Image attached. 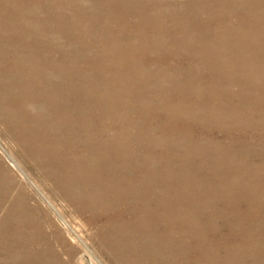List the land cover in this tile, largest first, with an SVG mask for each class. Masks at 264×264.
Listing matches in <instances>:
<instances>
[{"label": "bare ground", "instance_id": "6f19581e", "mask_svg": "<svg viewBox=\"0 0 264 264\" xmlns=\"http://www.w3.org/2000/svg\"><path fill=\"white\" fill-rule=\"evenodd\" d=\"M233 84L236 89L231 88ZM94 93L102 96L97 102L103 109L110 108L106 98L119 93L126 99L147 102L151 110L163 112L162 142L170 141L167 130L171 128V133L178 134L172 139L174 147L197 142L200 148L214 149L220 164L225 151L237 145L250 147L253 140L246 133L253 128L254 112L264 103V0H0V113L26 128L21 130L22 138L31 140L39 155H47L48 142L54 139L61 145L85 147L87 156L95 153L102 167L108 168L117 157L122 160L115 169L128 168L133 177L109 176L106 184L114 194L135 199L128 209L132 216L123 228L129 230L134 224L144 230L140 239L146 235L149 242L147 248L131 243L130 251L128 246H120L125 242L120 238L119 244L115 242L118 249L128 254L134 250L135 256L140 251L150 264H159L150 250L158 254L161 264L163 252L172 256L167 264H186L178 261L183 257L189 263L211 264L219 245L205 244L204 229L197 230L195 218L188 210H183L186 215L182 218L176 216L168 207L173 202L176 207V201L167 203L169 197L163 195L164 188L173 193L184 179L177 181L178 174L169 175L168 187L157 186L155 166L146 157L141 161L131 158L125 147L128 144L121 143L119 136L100 140L92 110L96 104L83 106L77 96L87 98ZM27 103L36 105V114ZM122 106L131 107L126 102ZM45 119L48 128H44ZM28 121L37 126L28 129ZM215 124L223 139L210 135ZM143 140L148 142L146 137ZM72 150L70 164L82 163L84 174L86 156ZM257 163L243 165L247 172L264 174L263 162ZM68 176L76 174L69 172ZM67 181L75 187L76 179L67 177ZM159 187L162 195L154 192ZM20 206L18 212L4 208L0 245L7 260L26 264L22 258L26 253L38 254L34 248L38 233L30 225L32 220L20 214L29 211L27 205ZM16 212L21 220L12 228L7 221L16 219ZM237 244H232L230 253L237 251Z\"/></svg>", "mask_w": 264, "mask_h": 264}, {"label": "rangeland", "instance_id": "374dc122", "mask_svg": "<svg viewBox=\"0 0 264 264\" xmlns=\"http://www.w3.org/2000/svg\"><path fill=\"white\" fill-rule=\"evenodd\" d=\"M81 62L79 59V63ZM231 88L236 89L237 86L233 84ZM102 93L103 96L106 94ZM77 96L82 98L83 106L91 104V102L96 104L92 110L97 115L98 124L95 126L97 137L100 140H106L112 136H119L122 139L121 143L128 144L125 147L130 152L131 158L141 161L146 157L148 162L155 166L156 173L153 180H157V186L166 185L168 187L171 184L170 176L173 177L177 174L180 176L176 178L177 181L180 178L184 179L178 181L180 185L173 193L166 191L167 189L163 187L165 191L163 195L169 197L167 198L169 201L165 199L167 203L176 201V207L179 208L175 207L174 202L173 205L169 204L170 206H168L172 211L174 210L173 213H177H174L176 216L182 218L181 216L186 215L183 214V210L186 212L188 210L187 214L195 218L197 230L204 229L205 244L208 243L214 247L219 245L218 252L214 253L211 264H261L262 262L264 264V174L254 175L246 170V167L253 163L263 162L264 164V159L262 160L264 158V103L260 110L256 109V113L254 112L253 128L246 133L253 140L249 142L250 147L237 145L235 148H229L230 150L225 151L227 154L224 153L226 156H222L226 164L224 160H221L219 164V161L216 160V152L212 151L214 149L200 148L197 142H194L193 145L181 142L180 145H176L178 147H174L172 139L178 138V134L171 133V128L167 130L170 141L162 142L163 112L151 110L147 102L141 103L134 98L126 99L119 93V96H112L113 99L107 97L106 103H111L110 108L103 109L97 102V100H102L101 95L89 94L87 98L86 95H83L84 97ZM122 102L131 105L129 110L122 106ZM26 106L36 114V105L29 103ZM4 114L0 113V200L3 204L2 207L0 206V217L4 208L14 209L18 212V208H21L20 205L22 207L27 205L28 207L25 208L27 211L29 210L28 214H20L29 218V221L32 220L30 225H33L32 229L38 233L35 239L36 247L34 246L38 254L34 255L35 253H33L28 256L26 253V256L22 257L23 262L26 264H35L36 262V264H150L148 257L140 251L135 256V253H132L134 250L128 254L115 245V242L119 244L120 238H122L121 242H125L120 246L123 248L128 246L131 251V243L132 246H136L138 243L142 246L144 244L147 248L149 242L146 235L145 239H140L142 238L141 231L144 230H140L134 224L129 230L123 228L132 216V214L129 215L128 209L133 203L132 200H135L133 191L129 193V195L132 194L130 197L133 199L124 198L121 194H114L111 187H107L106 184L109 182V176L133 177V173L128 171V168L115 169V164L121 163L122 160L117 157V162H111L112 166L102 167L98 164L95 153L92 152L93 154L87 156L88 151L85 147L73 148V144L61 145L54 139L48 142V156L46 154L39 155L32 148L31 140L27 137L26 140L22 138L23 131L21 130H26V128L21 129V124ZM28 122L25 123L28 129L32 130L37 126L34 122ZM46 124L45 119L44 128H48ZM260 125L262 126L260 127ZM217 128L216 124L213 125L215 133L212 132L210 135L223 139ZM51 135L52 132H49L48 136ZM145 137L148 142L143 140ZM71 149L77 151V154H85L84 174L81 171L82 163L79 165L75 163L71 166ZM73 150L72 152H74ZM225 167L227 168L224 169ZM106 171H109L108 174ZM69 172L75 173L76 176H68ZM67 177L76 179L75 187L71 188L68 185ZM250 178L254 179L251 181ZM162 180L163 182H161ZM234 181H238L239 184L234 185ZM184 185L186 186L183 187ZM159 190L162 192L160 187L154 192L159 195L161 194ZM17 212L16 219L7 221L12 228L17 220L20 224L21 219ZM26 223L29 226L27 221ZM28 228L30 229V227ZM28 228L27 230H29ZM9 229L12 231L11 228ZM7 232L9 234V231ZM28 233L30 234L31 231ZM220 238L222 239L219 240ZM218 241L221 243L217 244ZM236 242L239 246L237 251L230 253ZM28 244L30 245V243ZM0 247V258L2 259H0V264L7 262V264H18L17 259L7 260L8 254L2 250L1 245ZM150 253L154 256L151 258H155V261L159 260V264H161L162 260L158 259V254L152 253L151 250ZM233 255L235 256L233 257ZM171 257L163 252V264L172 262ZM34 258L37 259L34 260ZM185 259V257L178 258V261L194 264Z\"/></svg>", "mask_w": 264, "mask_h": 264}]
</instances>
